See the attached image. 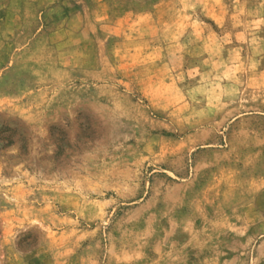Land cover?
Returning a JSON list of instances; mask_svg holds the SVG:
<instances>
[{"label": "rangeland", "instance_id": "rangeland-1", "mask_svg": "<svg viewBox=\"0 0 264 264\" xmlns=\"http://www.w3.org/2000/svg\"><path fill=\"white\" fill-rule=\"evenodd\" d=\"M0 264H264V0H0Z\"/></svg>", "mask_w": 264, "mask_h": 264}]
</instances>
